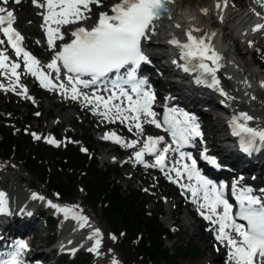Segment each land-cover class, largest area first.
Returning <instances> with one entry per match:
<instances>
[{
  "label": "snow or ice",
  "instance_id": "snow-or-ice-1",
  "mask_svg": "<svg viewBox=\"0 0 264 264\" xmlns=\"http://www.w3.org/2000/svg\"><path fill=\"white\" fill-rule=\"evenodd\" d=\"M9 2L0 0L3 5ZM12 2L19 5L22 0ZM31 2L42 10L38 14L42 16L41 28L48 49L53 51L52 59L42 65L39 59L22 47L24 37L14 27L17 21L14 11L0 6V34L3 36L0 46H10L17 60L23 62L21 72V63L11 60L7 49L0 50V76L8 80V87L0 83V89L32 100L27 94V87L21 83L22 75H31L40 82L41 87L49 91H58L66 98L70 96L72 100H82L85 107H92L93 114L102 116L109 123L118 120L127 126L129 132L135 129L133 134L136 139L130 141H125L115 132L105 133L102 139L111 140L124 148H135L143 138V146L134 153V160L146 168L158 167L163 172L166 170L167 154L170 151L177 153L179 167L167 169L175 173L174 179L171 176L168 178L172 183H179L186 177L189 183L180 186L191 193L192 203L197 205L202 218L213 225L210 230L217 233V241L228 248V264H264V202L252 194V188H240L234 183L231 190L239 205L238 211L234 213L233 205L226 199L227 186L217 185L203 176L197 167V160L190 153L182 151L186 146H192L196 138L202 139L198 118L177 108L166 107L163 119H157L158 113L153 108L155 94L148 80L137 75L141 64L150 62L142 49V41L155 34L156 22L162 16L167 15L170 21L173 19L168 5L174 4L175 0H118L107 11L98 14L94 13V7H105L103 0ZM227 3L228 0H223L224 7H227ZM255 3L264 8V0H255ZM216 8L221 9V4L217 3ZM202 11L207 15V9ZM255 14L264 19L259 12ZM94 15L96 18L89 25ZM173 27L181 29L185 36L183 41L177 38L169 41L179 50L183 71L196 74V83L204 84L227 97V93L220 88L217 76L223 67V56L211 43L216 34L195 35L203 30L197 27L182 29L178 23H174ZM261 29H264V24H257L253 31ZM69 34L68 42L57 44V41H64ZM113 74L115 78H112ZM261 86L264 87V82ZM89 88L93 89L91 94L83 91ZM101 92L108 95H102ZM253 120L254 117L242 112L230 121L232 134L240 138V148L247 154L257 150L258 146H264V128L251 127L250 122ZM145 125H152L168 133L171 144H165L164 136H145ZM32 135L34 139H40L37 134ZM46 142L59 147L55 139L49 138ZM82 151L86 152L87 149ZM146 154L155 157L154 165L145 162ZM203 158L208 159L206 155ZM211 162L215 164V160ZM33 199L45 198L33 194ZM48 204L65 218L76 220L81 228L88 226V217L77 211L78 206L61 207L51 201ZM7 206V194L0 191V213H6ZM87 239L93 241L88 251L99 254L103 239L100 229H94ZM111 239L115 240L116 237L112 236ZM27 249L25 242H17L11 258L0 264H24L22 257ZM112 264H119V261L113 259Z\"/></svg>",
  "mask_w": 264,
  "mask_h": 264
},
{
  "label": "rangeland",
  "instance_id": "rangeland-1",
  "mask_svg": "<svg viewBox=\"0 0 264 264\" xmlns=\"http://www.w3.org/2000/svg\"><path fill=\"white\" fill-rule=\"evenodd\" d=\"M211 1L212 0H198L200 5L203 6L209 5ZM235 1L236 3H243L248 0ZM95 13L98 14V12ZM17 17H19V20L17 21L18 28L24 33L30 48L41 56L43 60L48 61L52 57V52L44 50L42 43H40V16L34 18L32 15V8L29 5H21L17 8ZM241 40L242 39L240 38L236 39L235 37H230L228 44H233L235 41ZM259 41L261 40L258 39L257 42ZM240 53H243V57L246 61L252 62V60H254L255 64H252V69L264 76V43L258 46V43L254 45L252 41H249V43L241 45ZM14 61L21 63V69L19 71L23 72V64L21 60ZM158 64L162 69H165L164 67L167 66L166 61L164 60L158 61ZM246 68L250 69L248 65H246ZM0 83H3L5 87H8V80L3 76H0ZM21 83L31 91L28 96H31L32 100L26 99L15 92H4L3 89H0V111L11 112L14 115L12 116L11 114L10 118L5 117L7 121V130L9 132H16V135L20 136L21 140L23 139L25 141L21 145V148L25 149L24 154H17L15 158L10 159L9 161H0V188L7 194L8 198H11L13 201L16 200L14 199L16 188H18L17 190L22 189L24 191V200L28 199L29 196L27 193L29 191H38V193L46 194L50 198L52 195L51 191H49L50 189L46 187L47 182L43 183V181H41L40 178L29 169L27 161L29 158L28 152L37 150L41 157V168L49 170L53 174L56 170L54 166L55 158H58L56 157L55 151L60 147H68L71 145L70 147L73 151L78 152L82 159L88 158V155H96V161L99 168L103 169V171L110 172L111 179L117 180V184L124 191L132 190L141 201L147 202L148 205L146 208L150 214L161 215L160 222L163 227L171 232L170 239H164L165 248L170 249L172 252H177L180 247H187L191 250L194 248L201 250L200 259H180L179 264H226L227 252L224 249L218 248L215 244L212 245V251L215 256L214 260H212L213 262L205 260V248L208 243L203 239L208 238V236L213 237L215 234V232H210V225L205 224L203 227V239H201V237L192 238L190 234H184V231L180 228L181 217L188 220V224L192 229L193 227H191L190 224H192L193 221L192 217L188 215V209H192L193 207L189 206L188 200L186 201L181 193L175 194V187L170 185L166 179L159 177L153 172H148L145 167L136 169L133 165L124 167L120 164L109 163V161L108 163L102 162L101 156L103 152L111 150L112 148L113 149L110 152V154H113L114 156L112 159H116V157H131L134 156V153L137 151L132 150L126 152L115 143L111 144L102 142L100 137L103 133L115 132L121 134L123 137L133 140L136 139V136L133 134L134 131L129 132L122 123L121 125L123 127L118 125V123H115L113 127L99 131L98 128L103 124L102 116L93 114V111L84 108L82 103L77 102L75 108L67 110L65 107L60 109V106L49 107L52 102L61 103L63 102V99L54 93H48L45 91L38 83L37 79L31 75H22ZM166 86L169 88L170 86L171 88H175V85L169 86L167 83ZM256 105L259 109H264V95L258 94ZM214 106L215 101L213 100L211 107L207 105L203 108L213 111L212 107L214 108ZM197 107L200 108L201 106ZM30 112H33V114ZM37 113H39V115H37ZM66 114L75 116V126L71 127L68 123L60 119L61 116ZM201 118H203L205 122L207 135H216L218 138H224L221 133L225 126L224 122H221L218 119L215 121L213 118L209 119L205 116H202ZM56 125L61 126L56 128ZM152 129V132L145 129V136L146 134L155 133L154 128ZM33 133L37 134L40 139H34L32 135ZM49 138H55L59 143V147L47 143L46 140ZM142 140L143 138H141V142L143 143ZM137 148L141 147L138 146ZM82 149H87V151H82ZM167 194H170L171 197H167ZM173 199L175 202L173 206H171V209L172 212H175L176 221L178 220V222H176V226L172 228V224H174L175 221L170 222V225V223L165 222V220L169 216V202ZM176 201H182V205L179 206L176 204ZM58 203L63 206H78L77 211L85 214L95 228L100 229L103 237L100 247L103 248L104 252L100 255V261L96 257H89L94 264H112L113 259L118 260L119 264H142L139 257H132L130 255L131 253L127 254L122 247V243L125 240L124 234L120 232V230L115 231L109 226L104 218L92 207L83 191L79 193L77 200L64 198L63 201ZM52 215H54V213L48 212V216ZM39 221L42 232H38V239L36 241L39 242V239L41 238L43 239L41 244L44 245L46 242L45 237L50 236L52 231L46 233L44 221L41 219ZM57 231L59 232V229ZM112 236H115L116 239H111Z\"/></svg>",
  "mask_w": 264,
  "mask_h": 264
},
{
  "label": "bare ground",
  "instance_id": "bare-ground-1",
  "mask_svg": "<svg viewBox=\"0 0 264 264\" xmlns=\"http://www.w3.org/2000/svg\"><path fill=\"white\" fill-rule=\"evenodd\" d=\"M244 1V0H243ZM118 2V0H103V4L105 7L102 8H95L94 7V13L100 12V11H107L110 6L114 3ZM198 0H175L174 4H171L169 8V13L172 15L173 19L170 21L168 19L167 15H164L159 21L156 22L157 26L155 29V34L150 35V37L147 39L148 44L150 45V48L153 50L155 48H158L159 50L157 52L152 53V58L156 59L157 61H166V65L163 69L166 71V76L168 77V81H177L176 77H173L175 73L187 77L191 83L194 90L193 91V97H192V105L195 107L201 106V108L205 106H212L213 100L215 101V112L214 110L212 112L205 111L204 108L201 109V115L205 116L207 118H213L215 121L220 120L221 122H224V119L226 117V114L228 112H234L238 113L239 111L246 112L252 117H254V120L250 122V124L254 127L264 128V109H259L256 105V99L258 96L257 90H263V87L261 86L262 82H264V76L263 74H259L258 72H255L252 69V64H255V61L252 60V62L246 61L244 59L243 53H240L241 45H244L245 43H249V41H252L253 44H257L260 46L264 43V29H261L260 31H253V28L257 24H264V19H261L258 17L255 13L259 12L261 16H264V8H261L259 5L255 3V0H248L244 1L243 3H236L235 0H228L227 7H224L223 0H212L209 5H200V3H197ZM221 4V9L216 8V4ZM6 7V6H3ZM203 9H207V15L203 14ZM11 10V9H9ZM255 10V11H254ZM40 13L39 9L33 8L32 9V15L34 18H37L40 16L39 24L42 23V16L39 15ZM221 16L223 17V20L221 21ZM95 16H93V20L89 21L88 24L91 25L94 20ZM39 19V18H38ZM19 18H17V21ZM16 21V22H17ZM35 21V20H34ZM174 23H178L182 26V29H189L191 27H197L202 29L203 31L200 33H195V35H203L205 33H215L216 35L212 38L211 43L214 45L217 52H219L223 56V60L221 61V64L223 67L219 70L217 73L218 78L220 79V88L223 90V92L227 93V97H232V99H228L226 96L221 95L220 92L215 91L213 89H210L206 87L204 84H198L196 83V74L191 73H185L183 71L182 66L183 61L175 59V55L179 56V50L172 46L169 41L173 38L180 39L183 41L185 39V36L183 34V31L181 29H176L173 27ZM216 28H215V27ZM210 27H214V29H210ZM37 28V27H36ZM36 30V29H35ZM64 31H67V29H64ZM230 37L241 38V41H235L233 44L229 43L228 41ZM258 39L261 41L257 42ZM153 41L154 44L151 43ZM237 45V46H236ZM147 47V44L145 45ZM149 48V47H147ZM149 48V49H150ZM6 48H1L0 50H4ZM40 60V59H39ZM176 61V63H174ZM41 64H46L44 61L40 60ZM246 65H248V68H246ZM159 67H156L158 69ZM161 68V67H160ZM162 69V68H161ZM159 78V77H158ZM160 84H164L162 79H158ZM256 80V82H255ZM178 95L181 94V100L184 101V98L186 100H190L189 95L185 92V87L175 85ZM45 89V88H44ZM48 92H54L55 94L65 97L64 95H61L58 91H49L45 89ZM34 91V89H33ZM31 91L28 89V95ZM262 95H264L263 92H261ZM105 96L106 93H104ZM38 96V95H37ZM255 97V99H253ZM65 101L63 102H52L49 107H55L60 106V109L66 108L67 109H73L76 107L77 102L82 103V106L84 108H88L92 111V107L84 106V102L80 99L72 100L69 96V98L65 97ZM219 99H222L224 102L220 104L218 101ZM219 102V103H218ZM60 103V104H59ZM225 105H229V110ZM225 110V113H224ZM80 112V111H79ZM223 112V114L221 113ZM100 116V115H99ZM216 118V119H215ZM61 120L68 123L71 127L76 125L75 122V116L71 114H66L60 117ZM103 120V124L98 128L99 131L105 130L107 128L113 127L115 123H118V125L122 126L120 121H116L115 123H109L108 121ZM123 126L127 128L125 124ZM122 126V127H123ZM144 129L147 131H153L151 126L145 125ZM135 132V129H133ZM223 132V130H222ZM221 132V133H222ZM111 133V132H109ZM105 135L103 133L100 137V140L102 142H110L113 144L111 140H104L102 137ZM147 135V134H146ZM148 135L152 136H165L162 132L156 130L155 133H151ZM223 135V134H222ZM121 136V135H118ZM224 136V135H223ZM130 141V140H129ZM143 141V140H142ZM218 150L221 152H224V155L229 160H221L223 161L228 167H230L233 170H240L243 173H246V175L251 174V172L259 173L261 176H264V153L261 155L253 154L252 158L250 160H246L244 157L239 156L233 149H232V143L227 138H219L218 139ZM140 146H143V143L137 144L135 148H123L126 152H130L132 150L136 151V148ZM113 149V148H112ZM108 150L103 152L101 156V160L103 163H109L112 164H120L124 167L128 165H133L136 167V169L144 167L142 164L136 163L134 160V156L131 157H124V158H117L112 159L114 156L113 154H110L112 151ZM139 151V148L138 150ZM150 157L154 161L155 157L150 155H145L144 160H146ZM110 158V159H108ZM148 168V167H147ZM155 173H158L156 169H151ZM260 184L264 186V180H261ZM16 188V195L13 201L11 198L8 200V206L11 205V211L13 215H10L7 218L0 217V224L5 223L6 225L2 229L3 236L2 240H6V235H12L14 233V227L13 222H15V219L17 216L20 217L21 222L23 224V227L26 233L27 231H41V225L38 221L37 215L34 213L32 207H31V200L26 199L24 200L23 195L25 194L24 191L17 190ZM175 194L178 193H185L183 189L178 190L174 189ZM20 191V192H19ZM257 191L260 192L262 195L264 193V190H261V188H257ZM18 192V193H17ZM181 193V194H182ZM28 194V193H27ZM29 195V194H28ZM184 199L189 203H192V197L185 193L182 194ZM22 196V197H21ZM43 197L45 199H49L46 194H43ZM167 197H171L170 194H167ZM18 199H20V203L18 202ZM174 199L169 202L168 205V218L165 220V222L170 223L176 221V215L175 212H172L171 206L174 204ZM176 204L179 206L182 205V201H176ZM193 207L196 211L197 205L192 203ZM174 213V214H173ZM85 215V214H84ZM188 215L192 217V224L190 228L188 224V220L184 217H181V226L180 228L184 231V234H190L192 238L194 237H201L203 239V227L205 224H207V221H205L202 216L199 220L197 216L194 215L193 211L191 209H188ZM86 216V215H85ZM13 221V222H12ZM171 225V223H170ZM210 232H215L210 230ZM217 233L215 232L213 237L208 236V238L203 239L207 241V246L205 248L206 255L205 260L211 262L214 260V253L212 251V245H217L218 248L224 249L227 252L226 255V264H228V248L221 244L216 239ZM81 242H84L83 245H87L88 239L85 238L80 239ZM43 242V239H42ZM212 251V252H211ZM42 258L47 259L51 262V264H56L55 257L52 253H46L45 251H42ZM213 262V261H212Z\"/></svg>",
  "mask_w": 264,
  "mask_h": 264
},
{
  "label": "trees",
  "instance_id": "trees-1",
  "mask_svg": "<svg viewBox=\"0 0 264 264\" xmlns=\"http://www.w3.org/2000/svg\"><path fill=\"white\" fill-rule=\"evenodd\" d=\"M7 113H0V157L12 158L24 154L21 148L25 141L16 137L4 126ZM9 115V113H8ZM56 171L52 174L40 165V153L35 150L28 152L29 169L43 181L51 183L56 194L76 199L82 189L94 209L114 230H123L126 242L123 249L132 257L141 258L144 264H179L180 259H200L201 250L180 247L172 252L164 247V238L170 236L164 228L159 215H150L147 202L130 191H124L117 180L111 179V173L99 168L96 158L82 159L71 147L67 150L55 151ZM93 161V162H92ZM64 264H90L80 257L74 262Z\"/></svg>",
  "mask_w": 264,
  "mask_h": 264
}]
</instances>
